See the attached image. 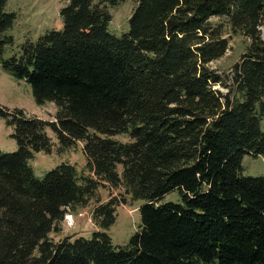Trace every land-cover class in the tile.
<instances>
[{
	"label": "trees",
	"instance_id": "1",
	"mask_svg": "<svg viewBox=\"0 0 264 264\" xmlns=\"http://www.w3.org/2000/svg\"><path fill=\"white\" fill-rule=\"evenodd\" d=\"M8 1L1 67L58 111L52 122L0 105L18 145L0 153V264H264V177L242 175L245 156H264V0H132L121 37L101 5L127 0H71L61 30L5 60ZM226 29L248 44L223 94L210 64L229 49ZM47 129L61 148L83 144L88 176L69 164L35 176L29 160L53 148ZM100 188L123 192L96 204L100 230L55 239ZM173 191L181 203L162 204ZM126 198L144 205L119 247L107 231Z\"/></svg>",
	"mask_w": 264,
	"mask_h": 264
},
{
	"label": "rangeland",
	"instance_id": "2",
	"mask_svg": "<svg viewBox=\"0 0 264 264\" xmlns=\"http://www.w3.org/2000/svg\"><path fill=\"white\" fill-rule=\"evenodd\" d=\"M71 0H9L6 5V12L14 14L16 20L8 35L14 39V45L8 47L3 55V59H9L21 53V48L26 42H36L41 36L52 31H59L63 27L60 16L61 9L65 8ZM97 4V0L95 2ZM109 15L111 21L108 24V31L121 37L129 32V21L136 8V3L132 0L120 2L113 6L110 4L101 5ZM224 37L229 41V49L225 56L210 64V68L217 71L222 80L221 85H216L215 89L223 94L229 92L232 86V72L234 66L240 62L246 50L248 40L243 36L234 35L226 29ZM264 39V29L262 30ZM0 105L10 110L21 109L29 117H37L45 121H54L57 114V106L52 102L38 105L34 99L31 86L24 81L15 80L0 64ZM13 128L7 125L6 120L0 118V153L10 154L18 150L15 139L12 138ZM47 135L53 143L51 153L40 152L34 154L28 162L36 177L43 178L61 164H69L78 170L80 176H88L87 160L83 153L81 143H76L70 148H61L56 135L51 129H47ZM113 140L128 142L126 135H116ZM244 177H264V156L257 158L245 156L243 159ZM120 171L121 168L119 167ZM122 191H115L111 188H100L95 198L84 207H78L74 212L68 213L73 218V223L63 222L61 234H53L55 239L64 236H84L91 238L94 232L100 229L93 219V211L99 202H107L110 198L120 199ZM126 200H128L126 198ZM181 203L180 195L177 191L167 194L162 200L164 203ZM143 201L128 200L127 204H120L116 208V222L107 231L113 245L125 247L132 236L137 232L140 224V207Z\"/></svg>",
	"mask_w": 264,
	"mask_h": 264
},
{
	"label": "built area",
	"instance_id": "3",
	"mask_svg": "<svg viewBox=\"0 0 264 264\" xmlns=\"http://www.w3.org/2000/svg\"><path fill=\"white\" fill-rule=\"evenodd\" d=\"M65 222L68 221L69 225H71L73 223V218L70 214H66L64 217Z\"/></svg>",
	"mask_w": 264,
	"mask_h": 264
},
{
	"label": "crops",
	"instance_id": "4",
	"mask_svg": "<svg viewBox=\"0 0 264 264\" xmlns=\"http://www.w3.org/2000/svg\"><path fill=\"white\" fill-rule=\"evenodd\" d=\"M73 237H84V236H79V235H77V236H73Z\"/></svg>",
	"mask_w": 264,
	"mask_h": 264
}]
</instances>
